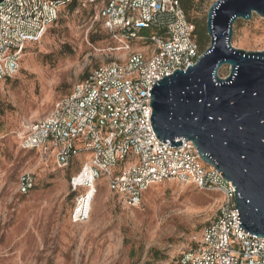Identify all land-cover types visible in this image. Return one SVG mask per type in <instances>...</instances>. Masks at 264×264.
Instances as JSON below:
<instances>
[{"label": "built area", "instance_id": "built-area-1", "mask_svg": "<svg viewBox=\"0 0 264 264\" xmlns=\"http://www.w3.org/2000/svg\"><path fill=\"white\" fill-rule=\"evenodd\" d=\"M71 2L91 13L113 42L108 51L121 56L94 68L47 116L24 121L16 133L19 148L35 151L40 161L59 169L79 165L68 182L71 222H88L101 178L118 203L131 208L151 186L176 181L221 197L177 264H264V239L238 228L233 186L200 159L191 141L167 146L151 126L153 82L201 55L178 0H3L0 82L19 72L27 46L39 42ZM34 186L32 173L21 174V194Z\"/></svg>", "mask_w": 264, "mask_h": 264}, {"label": "rangeland", "instance_id": "rangeland-1", "mask_svg": "<svg viewBox=\"0 0 264 264\" xmlns=\"http://www.w3.org/2000/svg\"><path fill=\"white\" fill-rule=\"evenodd\" d=\"M215 1H193L187 16L198 35ZM209 43L206 32L201 53ZM112 44L91 13L64 8L40 41L27 46L19 72L0 82V264H177L214 217L221 197L193 185H153L131 208L119 204L101 178L88 222L73 224L68 182L79 165L59 169L19 148L16 133L24 121L43 119L76 82L121 56L108 51ZM231 44L264 50V18L237 19ZM228 72L224 65L218 75ZM24 172L35 179L27 194L18 190Z\"/></svg>", "mask_w": 264, "mask_h": 264}, {"label": "water", "instance_id": "water-1", "mask_svg": "<svg viewBox=\"0 0 264 264\" xmlns=\"http://www.w3.org/2000/svg\"><path fill=\"white\" fill-rule=\"evenodd\" d=\"M252 13L264 18V0L212 3L209 46L194 64L153 82L150 121L167 146L193 143L200 159L233 186L238 228L264 239V50L231 44L234 22ZM224 65L229 72L222 78Z\"/></svg>", "mask_w": 264, "mask_h": 264}, {"label": "trees", "instance_id": "trees-1", "mask_svg": "<svg viewBox=\"0 0 264 264\" xmlns=\"http://www.w3.org/2000/svg\"><path fill=\"white\" fill-rule=\"evenodd\" d=\"M179 1V3H180V6H181V8L183 9V11H184V14H185V16H186V19L188 20V22L189 23H191L192 25H193V27H194V30H193V37H194V40H195V42L197 43V45H198V47L200 46V44H202L203 43V39H205V37H206V31L205 30H201L200 32V35H198V30H197V28H196V26H195V24L191 21V20H189V18H188V16H187V14H188V12H189V10H190V8H191V5H192V3H193V1L194 0H178ZM65 8H69L70 10H73L74 8H76V3L75 2H71L70 4H68ZM64 9V8H63ZM81 10H83V11H87L88 13H90L88 10H85V9H81ZM59 14H60V12H59ZM58 17H59V15H58ZM57 20H58V18H57ZM57 20L50 26V27H52L56 22H57ZM49 27V28H50ZM48 28V29H49ZM48 29H47V31H48ZM46 31V32H47ZM46 34V33H45ZM44 34V35H45ZM27 49V48H26ZM26 51V50H25ZM25 53V52H24ZM5 80H7V79H5ZM68 94V93H67ZM66 94V95H67ZM75 169L76 168V166H74V167H72V169ZM78 169H75V171H74V173L77 171ZM73 174V173H72Z\"/></svg>", "mask_w": 264, "mask_h": 264}]
</instances>
